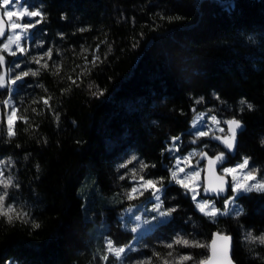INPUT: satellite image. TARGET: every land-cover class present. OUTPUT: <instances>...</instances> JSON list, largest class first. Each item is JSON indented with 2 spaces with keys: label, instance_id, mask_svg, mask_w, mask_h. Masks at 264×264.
Wrapping results in <instances>:
<instances>
[{
  "label": "trees",
  "instance_id": "trees-1",
  "mask_svg": "<svg viewBox=\"0 0 264 264\" xmlns=\"http://www.w3.org/2000/svg\"><path fill=\"white\" fill-rule=\"evenodd\" d=\"M25 2L32 10L39 8L44 19L33 31L24 67L35 71L40 65L32 58L44 57L41 64L46 61L49 69L18 84L13 98L18 115H26L29 123L17 120L16 135L9 139L2 117L0 156L10 158L8 174L19 184L8 189L7 203L29 212L40 227L0 218V264H115L111 255L107 262L100 258L104 238L117 246L130 244L134 233L118 216L147 198L127 199L133 179L119 166L133 155L155 165L139 169L140 174L163 177L164 207L177 209L142 237L148 245L134 256L153 257L154 249L165 256L171 249L160 241L177 235L209 245L219 230L234 235L237 264H264V245L244 238L248 232L264 233V194H245L238 198L242 215H220L213 222L198 211L190 192L170 181L174 159L166 150L172 137L186 140L197 111L214 106L245 124L229 163L249 157L264 178V0ZM97 44L102 62L88 65L91 71L79 86L72 85L68 76L75 80L81 71L76 66L84 65L81 47ZM49 49L51 59L44 55ZM2 54L0 72L13 60L6 51ZM87 56L92 59L91 52ZM54 62L62 65L59 76L52 74ZM97 90H105L104 95L91 94ZM49 96L50 109L40 99ZM6 97L0 89V104ZM241 99L254 110L240 112ZM212 145L208 155L228 153L224 146ZM216 203L224 207L223 198ZM103 212L106 219L99 228ZM172 250L192 253L194 259L186 264L209 255V248L176 245Z\"/></svg>",
  "mask_w": 264,
  "mask_h": 264
},
{
  "label": "snow or ice",
  "instance_id": "snow-or-ice-1",
  "mask_svg": "<svg viewBox=\"0 0 264 264\" xmlns=\"http://www.w3.org/2000/svg\"><path fill=\"white\" fill-rule=\"evenodd\" d=\"M19 3V0H2V3H0V8L3 9V16H0V38H4L6 34V23H5V17L7 18V31L11 32V35H7L6 42H4L2 45H0V66H3L5 63V57L2 54L3 52H7L8 54L15 56L17 53L12 50L11 45L15 44L17 46V49L20 53H24L26 51L25 48L20 47V40L22 35L27 34V30L29 28H32L35 26L33 23H18L16 20H14V17L22 18V17H40V20H37L35 23H40L44 19V13L37 8L34 11H29L27 7H23L22 11H15V10H9V6H14L15 4ZM171 19V18H170ZM17 29H22V32L16 31ZM80 32L88 31L86 28L78 29ZM62 35V34H61ZM101 43H107V41H101ZM137 45L134 44L133 47H136ZM111 51V46L108 47V52ZM91 52L92 59L88 60L87 53ZM100 52V45L97 44L94 49L92 48H85L81 47V52L79 53L80 56L83 57L84 65H77L76 67L80 68L81 71L77 74V77L75 80L72 79L71 76H68V79L71 80L72 85H78V81L83 75H86L91 71V68L88 67V65H91L92 67H95L98 63L102 62L101 55H99ZM45 56H47L49 59L52 57V50L49 49L47 52L44 53ZM107 52L104 53V57L106 58ZM36 64L40 65V68L35 71H22L19 74L15 75L14 77L10 76V73L12 69H6L3 72H0V89H5L7 91L8 98L3 101V104L10 108L11 111L7 115V136L9 139L14 137L16 135V132L14 131V117L17 120L23 121L25 124L29 123V119L26 115L17 116V112L19 111L18 108L15 106V102L12 99V93H13V86L17 85L18 82L23 81L25 77H28L30 75L36 76L39 75L41 70H48L49 65L45 61L41 64V61L44 59V57H33L32 58ZM15 67H19V65H15ZM62 65L54 62V67L52 69V74L55 76H59L61 72ZM76 69L73 68V71ZM88 87L91 89L93 87L92 84H89ZM98 87V86H97ZM71 85L69 88L64 89V92L70 91ZM105 90H97L92 92L91 94L93 96H102L104 95ZM41 101L45 106H47L49 109L51 108V105L49 104V101L52 99L51 96L44 98H40ZM219 99V97H217ZM203 100V97L200 98L197 103ZM38 101H33V103H37ZM240 108L239 111L243 112L245 109L252 111L254 110V105L252 103H249L246 99H241L239 101ZM33 111H36V109H33ZM205 114H201L200 119L197 122H194V127L196 124L203 122V117ZM55 118L58 121L59 120V114H55ZM212 124L219 125L220 121L217 120L215 116L209 117ZM226 125L228 126V132L225 136L222 137H215L217 140H219L225 147L227 151H233L236 148L237 144V132L244 130V124L241 120L238 119H231L228 121H225ZM38 127V125H37ZM28 129H25L27 131ZM220 131H223V129H220ZM211 134V126H209V131H198L196 133L197 137H203L208 136ZM171 140L175 144L176 141L180 140L179 136L172 137ZM261 144H264V138L261 139ZM167 151L171 152L174 149L169 148L166 149ZM178 150V149H175ZM193 155H199L202 158L208 159L209 167H212L215 165L216 162L222 161L224 159L225 153L220 152L218 155L214 157H208L207 153L200 152V153H190L188 157L184 158V163H187ZM249 157H244L243 162L239 165H237L236 168H223V173L225 175H231L233 184L230 186L231 192L233 195L231 197H225L224 199V208L220 209L215 206L214 201L209 200H196V197L199 195L196 188L191 186L190 184L186 183L187 180H190L192 178L199 177V172L194 171L191 173H185L183 178H181L180 173L184 172V168L179 167L181 164V160H176V166L170 171V181L174 182L175 184L180 185L183 189H185L186 193H191L192 200L195 201L196 207L199 212L203 213L205 216H207L209 219L213 220L215 222V219L217 216L220 215H233L236 217H239L244 213V209L242 206L236 204V200L245 194L248 193H260L264 194V178L258 179L257 174L259 172L258 169H248L249 165ZM11 160L9 158L8 161L0 160V164H6L10 163ZM133 162H138L139 169L143 171L144 169H147L149 167H155V165H149L145 163L143 160H140L139 157L133 155L130 157L129 160H127L124 164H121L119 167L121 168H127L128 164H132ZM38 167V166H37ZM245 169H248L245 171ZM240 172L242 175L238 179L236 176L237 172ZM132 173V179L137 181L136 186L132 187L130 192L127 194L129 199H135L138 195H143L144 192H150V197L155 201L153 208L151 209L152 212L156 213L152 217L153 220H159L161 223L166 222V218H170L174 212L177 211L176 208H164L163 200L161 199V196L163 195L164 191V185H163V177H161L159 180H152L148 179L145 180L144 177L141 175L137 179L136 175V169L133 168L131 170ZM124 177H121L123 179ZM219 180V184L217 186H211L204 188V191L206 193H215L217 196H219L221 193L228 191L227 181L225 180L224 176L217 177ZM157 185H160L159 187ZM10 187H16L19 188V184L15 183L13 178L11 176H4V170L0 168V218H4L5 221L8 224H14L17 221L23 224H31V227L33 229H38L40 227V224L37 223L35 220L32 219L29 212L25 211L23 208H17V206L13 204H7L6 200L9 196L8 189ZM231 206V207H230ZM165 218V219H161ZM137 220L140 219V217H136ZM137 229H132L133 232H135ZM245 240L250 242L251 244L259 243L260 245H264V233L260 235H254L252 232H248L245 235ZM231 237L227 235H223L220 232H217L214 234V238L210 245L201 244L199 241L196 240H189L183 236L177 235L172 243H169L165 245L168 249H173L175 245H182L184 247H201V248H209L210 249V255H208L206 258L200 260L197 262V264H235V262L232 260L230 252H231ZM223 241L224 243L218 250L217 248V241ZM136 249L132 248V246L124 245V246H116L115 243L108 239L106 241V247L104 254L100 257L103 261L107 262L109 259V255H111L118 264H123V258L126 253V251H135ZM153 257L157 259V264H186L188 261H192L194 258L191 255H180L178 257L172 258L173 253L169 251L165 256H161L159 252H153ZM153 257H148L145 260L137 261L136 264H153ZM172 258V259H169Z\"/></svg>",
  "mask_w": 264,
  "mask_h": 264
},
{
  "label": "rangeland",
  "instance_id": "rangeland-1",
  "mask_svg": "<svg viewBox=\"0 0 264 264\" xmlns=\"http://www.w3.org/2000/svg\"><path fill=\"white\" fill-rule=\"evenodd\" d=\"M22 6L27 7L29 11H34V10L29 8L28 4L24 0H19V3L15 4L14 6H9V10L22 11L23 10ZM2 13H3V10H2ZM13 19L16 20V22H18V23H33V24H35V26L32 28H29L27 30L26 35L21 36L20 47H23L26 49V51L24 53H20L15 44L11 45L12 50L17 53L15 56H13V60L11 61V64L9 65V69H12V71L10 73L11 77H14L15 75L19 74L22 71H27V69L24 67V64H23L24 62L22 59L24 56L27 55L28 50H30V48H31V42L33 39V31L37 25V23H35V22L37 20H40V17L32 18V17L25 16L22 18L14 17ZM16 31L22 32L23 30L17 29ZM11 34L12 33L9 32L8 35H11ZM4 42H6V38L3 40V43ZM17 64L19 65L18 68L15 67V65H17ZM20 82H22V81H20ZM20 82H18L17 85L13 86L12 99L14 102H15V100L13 98V94L16 92V89H17L18 84ZM7 98H8V96L6 97V99ZM15 106H16V103H15ZM16 108H17V106H16ZM217 110L218 109H216V107L210 106L207 109L197 111L195 113L193 120L191 121V126L188 130L186 140L184 138L180 137V140L176 141L175 144L173 143V141H171V144H168V145H169V148L174 149L173 151L170 152V156L173 157V159H174V163H173V166L171 167V170L176 166V160L180 159L182 162L179 165V167L184 168V172L180 173L181 178H183L185 173H191L194 171H198L199 177L192 178V179L186 181V183L195 187L197 192L199 193V195L196 197V200L197 201H199V200L214 201L215 206L217 208H220V207H218V205L216 203V198L206 197L204 194V188H205L204 168H205V158L206 157L202 158L199 155H193L187 163L183 162L184 158L188 157L190 153L204 152V153H207V155H208L209 154L208 148H212L213 147L212 144L214 142L217 143L218 145L224 146L215 137H222V136H225L227 134L228 126L224 122L230 120L231 118L225 116L221 112H218L219 110L218 111ZM10 111H11V109L6 107L3 103L0 104V122H1L2 117H4L6 124H7V115ZM201 114H205L203 117V122L196 124V126L194 127V122H197L200 119ZM16 115L19 116L18 112ZM211 116H215L217 118V120L220 121V124L219 125L212 124L211 120L209 119V117H211ZM13 119H14V131H15V125H16L17 119L15 117ZM209 126H211V134L210 135L203 136V137H197L196 136V133L198 131H209ZM220 129H223V131H220ZM175 149H178V150H175ZM220 152H224V151L222 150ZM225 155H227V154H225ZM228 155H229V153H228ZM0 160L8 161L7 158H2L1 156H0ZM242 162H243V160L233 162V163H229V161H228L226 164H224L223 168H236L237 165L241 164ZM0 168H2L4 170V176H9V174H8V168H9L8 163L0 164ZM133 168L136 169V175H137V179H138L139 176H141L140 170H139V165H137V164L135 165L134 163L128 164V166H127L128 171L131 172V170ZM223 168H222V170H223ZM248 169H258L259 170V168L257 166L251 164L250 160H249ZM248 169H245V171H247ZM222 170H221V172L223 173ZM130 172H129V174L131 175V180H132V174ZM241 175L242 174L239 171L236 173V176L238 179L241 177ZM228 176H230L231 182L233 184L232 176L231 175H228ZM257 178L262 179V176L260 175L259 172L257 174ZM144 179L148 180L146 178H144ZM172 183H174V182H172ZM136 184H137V181L133 180L132 187L136 186ZM164 189H165V187H164ZM149 193L150 192H144L143 195H138L136 198H141V197H145V196H147V198L141 200L140 202H138L136 204L128 205L125 209L122 210V213L118 216L120 221H121L122 226L128 228L131 231H132V229H137L135 232L132 231L134 233V239L130 243L132 248H134L136 250L135 251H126L124 258H123V264H136L137 261L145 260L148 257H151V255H147L145 253H139L136 256L133 255L134 252H138L143 246L148 245L146 242H144V240H141L142 237L145 236L146 234L150 233L160 223L159 220H153L152 219V217L154 215H156V213L151 211V209L154 206L155 201L153 199H151L150 195L148 196ZM232 195H233V193L230 192L228 197H231ZM127 199L133 200V199H129L128 195H127ZM161 199L163 200L162 196H161ZM223 199H225V198H223ZM5 203H6V205L8 204L7 201ZM236 204L241 206L238 199L236 200ZM163 206H164V204H163ZM164 208H167V207H164ZM223 208L224 207H222L220 209H223ZM102 215H104V216H102L101 219L99 221H97V224H96L99 228H101L103 226L104 222H102V220L106 219L105 212H103ZM136 217H140V219L137 220ZM161 219H165V218H161ZM101 232H102V230H101ZM180 236H183V235H180ZM108 239H110L108 236H106L104 238L105 247H106V241ZM172 241H167V242L166 241H160V244L165 246L169 243H172ZM155 250L156 249H154V252H155ZM170 251L172 253H174L172 258L178 257L180 255H191L193 257L192 253H190V252L176 253L172 249ZM172 258H169V259H172ZM188 262H190V261H188ZM188 262H186V263H188ZM6 264H18V263L7 261ZM115 264H118V262L115 261Z\"/></svg>",
  "mask_w": 264,
  "mask_h": 264
},
{
  "label": "water",
  "instance_id": "water-1",
  "mask_svg": "<svg viewBox=\"0 0 264 264\" xmlns=\"http://www.w3.org/2000/svg\"><path fill=\"white\" fill-rule=\"evenodd\" d=\"M0 16H3V15H0ZM5 23H6V34H5V37L4 38H0V40H4L7 37V35L9 34V31H7V19L6 18H5ZM233 118L240 120L237 117H233ZM233 118H231V119H233ZM244 128H245V124H244ZM240 132L241 131L238 130V132H237V139H238V135L240 134ZM236 147H237V144H236ZM235 150H236V148L233 151H227V150L226 151L228 153H234ZM207 156L208 157H214L216 155H207ZM225 163H226V161H225V158H224L222 161L216 162L214 166L209 167L208 159L205 158V168H204L205 188L208 187L209 185H211V186H217L219 184V180L217 179V177H220V176H224L225 180L227 181V186H228V191L221 193L219 196H217L215 193H206L204 191V194H205L206 197H210V198H225V197H228L229 196L230 189H231L230 186L232 185L231 178H230V176L225 175L224 173L221 172V170H222V168H223V166H224ZM217 232H220L223 235H227V236H230L232 238L231 239V252H230V255H231L232 260L235 262V260L233 259L234 235L233 234H230V233H225V232H221L219 230H216L213 233V236L211 238L210 244H211V242H212V240L214 238V234L217 233ZM223 243H224L223 241H219V240L217 241V248H218V250L220 249V247L222 246ZM209 255H210V249H209ZM235 264H237V263L235 262Z\"/></svg>",
  "mask_w": 264,
  "mask_h": 264
},
{
  "label": "flooded vegetation",
  "instance_id": "flooded-vegetation-1",
  "mask_svg": "<svg viewBox=\"0 0 264 264\" xmlns=\"http://www.w3.org/2000/svg\"><path fill=\"white\" fill-rule=\"evenodd\" d=\"M225 154H227V155H225V156H224V157H225V161H227V162H228V161H229V160H228V158H229V155H228V153H225Z\"/></svg>",
  "mask_w": 264,
  "mask_h": 264
}]
</instances>
